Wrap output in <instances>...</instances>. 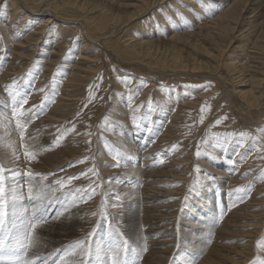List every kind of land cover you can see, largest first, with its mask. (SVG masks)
Masks as SVG:
<instances>
[{"label": "rangeland", "instance_id": "1", "mask_svg": "<svg viewBox=\"0 0 264 264\" xmlns=\"http://www.w3.org/2000/svg\"><path fill=\"white\" fill-rule=\"evenodd\" d=\"M162 1L164 0H158L156 4L157 6H160L158 7L160 8L159 9L160 13L158 12V8H155L157 7L155 5L153 6L152 9L153 11L152 10H149L150 12L147 11L144 18L142 17L139 20L140 26L143 25V27H146V32L144 33L151 34V36L156 41L158 40V42L154 47L144 48L142 50L143 52L138 51L142 58H135L131 60L127 59L126 62L125 54H123L122 51L119 50L117 47H115L116 49H112L110 46L108 47L105 46L107 47V49H105V47L101 46V43L103 42L102 38H101L102 40H98L97 42L94 41L95 43L93 42L92 45L96 44L97 47L95 45L94 46L95 49L93 48V46L91 48H93V50L96 51L95 53L97 55L99 54L98 56H100L101 58L100 65L103 67V70L99 68L100 70L98 69L97 72L98 74L96 73V75L93 76V78L91 79L92 81L90 80L89 81L90 83L88 82L87 85L86 84L83 85L82 87L83 92L81 93L82 95L80 94V97H78L76 100H70L69 103L65 105L66 109L69 108V110L67 109L68 110L67 112H63V115H65L66 117L63 118L62 120H58L57 118H55L49 122L47 120V117L50 116L49 112L52 109H54V105H56V103L60 101L61 99L60 95L62 93H66L64 92V90L60 88V86L64 83L63 79L66 75V72L67 73L69 72L70 67L68 64H67L68 66H66L65 58L64 60L59 61L60 63L56 66V69L55 67H53L54 68L53 69V68H47L45 66L46 62L48 61L47 58L49 57L48 53H50V51L52 50V46L50 45V43L44 44L43 39H41L39 41V43L40 42L41 43H40V48H38L39 50L38 53H36L35 56L31 58L32 60L28 59L26 61V64L21 65L20 70L22 71H20L18 68L13 73L12 77H10V81H9V76L6 77V81L8 83L6 89H4L5 93L3 95V98L0 99V102H2L4 106L0 105V107L3 106L8 110H10L9 113H11L12 119L10 118V121H8L7 124H10L8 127L4 125L6 129L3 128L4 126L0 125V166H2L3 169H5L3 173V183L6 189L3 197V211H5L4 224L2 229H0V239L4 241L3 248L0 249V253L4 254L6 252L5 253L6 256L5 255L0 256L1 257L0 264H8V263L9 264H45V263L71 264L70 263L71 259H69V256L73 252H70L71 250L70 248L74 249L72 245L75 244L76 245L75 248L79 251H82L81 246H78L77 244V242L79 241H84L82 245H84L85 251L84 253L80 252V255H78L75 258V261L77 260L76 261L77 264H87V263L98 264L93 261V258L96 256V254L100 253L101 251L100 250H97V252L91 251L92 254L86 251H88L87 249H90L93 246L98 248L100 243L103 245L105 243L104 247L106 250H109V248H113L115 246H119L120 250L115 251V254L118 253L115 255L117 264L119 263L124 264L125 261L131 262L130 259L133 256H136L138 258L137 261L141 264L142 262H145L147 258L150 259L149 256L150 245L148 243L150 236L148 234H151L152 236L155 235L154 233H156V228L153 225L155 223L157 224L158 223L157 220L165 215L168 216L166 220L170 219L171 221H169L168 224L163 225L159 223V225L160 226L169 225L170 231L177 232L178 238H180L179 239L180 245L186 247H189L191 245L192 246L196 245V247L200 249L201 248L210 249L214 247L213 243H216L218 244L217 248L219 250L220 249L219 246L228 245V244H230V247L236 245L244 246L247 242H249V251H250L248 253L249 256L247 257V260L244 261L243 263L264 264V245H263L264 218L256 221L257 228L256 227L250 228V226L249 227L246 226L247 215L253 214L255 212L260 213L264 211V204H263L264 203L263 200L264 199V181H263L264 130L263 129L264 128H260L256 126L259 123V126L263 125L264 127V122H263L264 104L259 105V107L261 106L260 110L258 107L256 108L249 107V105L248 106L246 105V107L244 106L245 107L244 109L247 108L246 111L247 112L249 111L247 114H250L249 116L250 120L245 121V123L247 124H244L242 118L239 117V115H237L239 113H234L233 115V113L230 112L231 110L229 109H231V104L228 103L226 100H224L225 98L223 92L226 89L227 90L231 89L230 91H233L234 89L236 90V88L240 86L239 81L243 77L240 80L239 79L236 80V82L238 83L237 84L238 86H236L235 84L236 82H232V80H230V79H234L233 77L235 76H233L229 71L224 69L225 66L223 63L227 61L226 59L234 60V57L241 58V55L237 56V54L234 51V48L240 47L241 51H244L247 48V41L245 39L246 34H243V36L237 40L238 42L237 41L234 42L233 43L234 45L232 44L233 47H230V49H228L227 52L225 53L226 59H223V61H218L220 64L217 65V63L214 60L213 61L215 63L212 62V59L210 60V58H208L210 64L211 63L213 64H211L210 66L211 69L205 68L202 70L203 72L200 70V68L197 67H199L201 63L209 64L207 57L204 54L201 55L198 52L194 51L192 48L183 45L184 47L182 48L184 49L185 52H188V55L190 57L188 58L186 56L183 58V62L185 64L190 65V69L185 70L188 75L184 76V79H182L183 81L163 83L162 80H164L165 78L166 80L176 79L173 76L175 75L173 73L176 70L173 68L172 65L173 58L175 57L176 52H173V50L168 45L170 44L169 43L170 37L172 36V34H179L188 31H197V29L200 28L201 24H204L203 15L205 19H208L209 17L213 16V13L211 12V7L206 6L205 3L215 2V0H191L190 4H186L188 3V1L185 0H177L180 2V3L178 2L177 5L175 3L176 0L174 1L166 0L164 1L166 5ZM173 3H175V5ZM194 3L198 4L199 9H202L200 12L201 17H197V14L193 15V13L191 14L190 12H188L191 10ZM3 4H1L0 2V11H2V13L0 14L6 16V11L5 8H3ZM180 4H182L183 6ZM263 4H264V0H263ZM170 5H172V7ZM165 6L167 7L166 9ZM176 6H178V8ZM180 8L182 9V11ZM26 9L28 12L26 16V21L27 20L29 21L31 17H35L34 15H37V14H33V12L30 11L29 7L26 6ZM162 9H165V11ZM154 11L157 14L154 13ZM218 11L219 9L213 12L217 13ZM114 14L116 16L118 15L121 16L124 13L120 12L119 10H116ZM155 14L158 15V17ZM163 15L165 16L163 17ZM42 16L44 17L46 15H42ZM161 16L163 19L159 21ZM50 17L51 15L49 16V18ZM41 18L42 17H40V19ZM47 18L48 17L46 16L45 20H48ZM194 18H196L195 21H193ZM263 19L264 17L260 19L259 23ZM53 20L54 19H52L51 21ZM68 20H71L72 22L70 21H64V23L60 22L58 24L59 26L55 25L57 21L53 22L54 24L53 23L49 24L48 25L49 27L46 28V32L47 31L48 33L50 32L49 34H52L50 37H53L54 35L53 33L55 32L57 27H59V30L63 29L61 26L64 25H68V27L69 26L75 27L77 26V23L82 22L83 18L79 19L78 21L77 20L74 21V19L73 20L68 19ZM156 22H158V24H156ZM164 23L165 25H163ZM139 24L137 22V25ZM148 24L151 25L152 27L151 30L147 28ZM153 24H155V26ZM131 25H134V28ZM131 25L125 24L119 27L120 32L123 31L125 35L123 32L119 34L116 33L117 31L119 32L118 28H116L117 30L113 32L114 34L109 33L108 35L109 38L107 39H110L111 37L113 38L114 36V39L118 40L120 37L121 39H119L118 41L120 43L119 46H121L120 49H122L124 48L125 45V44L123 45V43L129 42L130 40L129 38L134 37V40L136 39L138 40L142 36H144V33L138 32L137 28L139 26H137L135 23ZM53 26H55L54 27L55 29L53 28ZM49 29H51L52 31ZM72 29L73 28H68L66 32L64 31L60 32L61 35L59 36L61 38L60 43H62L63 41L64 42L62 44L65 43L68 45L69 43L67 49L64 51L66 53H62V55L64 54L63 55L64 57H66L71 52H73V54H71L73 56L76 54V52L80 51L81 49V48L79 49V47H76L74 50L69 49L70 47H72L73 42L80 41V39L78 38H81L80 35L82 33L80 32V35L79 33L75 34L78 36L75 37L74 35H72L74 32L72 31ZM74 29H78V31H80L81 28L80 26H78L77 28ZM239 30L240 29H238L234 33L236 34L235 36L237 37H240V34L244 32V31L240 32ZM127 31H129V33H127ZM84 33L86 34L85 31ZM23 34L24 37L27 35L25 33ZM63 35L67 37L65 38L63 37ZM115 35L117 37H115ZM1 37L3 38L2 41L0 39V45L4 46L5 49L2 50L3 51L2 53H0L1 54L0 59L2 62L1 64H4L3 62L9 61V60L7 61L6 59L8 56L11 55L9 46L12 43H10V40L6 38V35L4 34L3 31L0 32V38ZM64 38L65 39L68 38L66 42ZM86 38L88 39L87 35ZM105 39L106 37H104V40ZM89 40L92 42L91 39H88V41ZM120 40H122L123 42H121ZM42 47H44L46 50L44 53L41 52ZM96 49L103 50V51L100 50L102 56L100 51ZM117 49L120 52L119 55L123 54L121 55L123 56L122 58L121 56L118 57L117 53L119 52H117ZM256 52L259 53L258 50L252 51L250 49L248 53L246 52L245 57L249 58L250 66L253 64L254 66L252 67H257L260 69L263 68L262 63H264V56L260 53L257 54ZM114 53L116 55H114ZM242 54L244 56V53ZM104 55H107L105 56L106 58H104ZM105 59L106 60L108 59V62H106ZM159 60H162L163 63H165L164 70L163 68L160 70L158 69L156 70L155 65L152 64L153 61H159ZM253 60L256 63L251 62ZM111 61L112 63L113 62L114 63L111 64L110 63ZM221 62L223 63L221 64ZM18 63L20 64V62H17L16 64L19 65ZM106 63H110V64L106 65ZM257 64L259 67L257 66ZM108 65H110L109 66L110 70ZM112 65L117 67H112ZM219 65L220 68L218 69ZM151 66L153 67V69L151 68L149 69V67ZM131 68L134 69L131 70ZM135 68L138 69L137 71L139 72L142 70L140 73L141 75L145 74V77L144 76L141 77L139 72H137L138 73L137 74ZM3 70L4 69H2L1 71ZM20 73H22L23 75ZM124 73H127V75ZM128 73H130L131 75ZM105 74L106 77H108V79L105 78ZM108 74L110 77L107 76ZM113 74H115L116 76L118 75L117 77H120L119 79L117 77H114L120 80L119 82H117L118 85L116 84V79L113 80L114 78H112L113 76H115ZM134 74L137 75L134 76ZM148 74H150L151 76ZM102 75H104V78L102 77ZM129 75L130 77L132 76V78H130ZM96 76L97 78L99 76V80H97ZM156 76H158V78H154ZM133 77L136 78L137 80L136 79L133 80L134 79ZM167 77H171V78H167ZM159 78L161 82L159 81ZM95 80L101 82L99 83L96 82ZM122 80L127 81L128 85L126 84L125 81L124 83H122L121 82ZM140 80H141V84L140 83L138 84V81L140 82ZM154 80L155 83H153ZM103 81H104V85L102 83ZM133 81L134 82L137 81L136 82L137 84L136 83L133 84ZM105 82H109L110 84L108 83L107 85V83ZM120 82L122 85L119 84ZM113 83L116 85H114ZM231 83L233 85H231ZM101 84L105 87H102ZM142 84L143 87L141 86ZM123 85L124 86L126 85V87L124 88ZM137 85H139L138 86L139 89L137 88ZM115 86L120 87V88L117 87L118 91H116L117 88ZM155 86L157 87V89L155 88ZM107 87H109L108 88L109 91ZM113 87L116 88V90H113L114 89ZM152 87L154 88V90ZM95 88L97 90L102 88L105 89L97 91L95 90ZM144 88L147 89L148 92L147 91L146 93L143 92V90L145 91ZM245 88L246 90L250 89L249 87H245ZM120 89L121 90L123 89L124 91H119ZM59 90H62L63 92ZM94 91L97 93L98 96L94 94L95 93ZM128 91L130 92L129 94L131 95V98L130 96L128 97L129 95ZM42 92L43 94H41ZM32 93L33 94L36 93V95L31 96L33 95ZM140 93L141 95H139ZM165 93L166 95H164ZM142 94L144 95V97ZM160 95H162L163 98H161ZM25 96L26 98L29 99V102L26 105H24V108L27 109V111L24 112L22 117H19L21 123L25 124V126L23 128H18L17 117L12 116L11 110L12 111L14 110L13 109L14 101L21 100V98ZM152 96H154L153 99ZM92 97L93 100H91ZM157 97L158 99L161 100H158ZM94 98H96L97 100H95ZM130 99L132 100L130 101ZM182 100H184V103ZM213 100L214 101L217 100L216 104L214 105L210 115L206 117L207 119L206 118L204 119L203 112L201 111V109L204 108V106L208 105L209 101L213 102ZM132 101L134 102L133 104ZM135 101H139L138 103L140 102L142 103L139 104L140 106L139 105L136 106L138 103ZM153 101H155L156 103ZM185 101L186 102L188 101L187 103L189 104L192 102L191 103L192 106L188 104L189 106L188 107ZM150 102H152L153 104L152 103L150 104ZM162 102H166V103L169 102V104L168 103L166 104V106L168 105L169 106L163 108L164 106L162 105L163 104ZM173 103L175 104V106ZM181 103L185 104L184 107ZM231 103H233V105L236 107L235 108V110H237L236 112H238L242 104L241 101L240 104L239 100L235 101V98H233V101L231 100ZM176 104L178 105L181 104V106H178ZM131 105H134L135 107ZM225 106H227L228 108L226 109ZM131 107L133 108V110L136 111H132ZM148 107L150 108L148 109ZM177 107L178 108L180 107L179 109L181 111L177 109ZM159 108H162L164 110ZM183 108H185L188 113L185 112L186 110ZM214 108H216L217 110H215ZM137 109H139L140 111ZM248 109L250 110L252 109L251 110L252 113ZM116 110H119L120 115ZM161 110L164 114L161 112ZM213 111L215 114L213 113ZM113 112L115 115H113ZM141 112L142 113L145 112V114H142ZM175 114L177 115V117L181 115L179 116L178 120L177 117H175L176 116ZM182 114H185L186 117ZM52 115L54 117V112L52 113ZM161 115L164 116L162 117ZM26 116L29 119H27ZM120 116L124 120L120 119ZM124 116L126 117L124 118ZM201 116H203V122H201ZM180 117H184V118H182L180 124H178ZM171 118L176 119L177 124L173 122L174 120ZM224 118L225 120L229 121L228 123H230L231 127L227 125L228 126V127L226 126L227 129L223 127L219 128ZM118 119H120L121 121ZM184 119H186V121H184ZM122 120L124 123L122 122ZM171 121L173 123H171ZM217 121H220V123L217 124L216 123ZM3 122L5 123L7 121H3ZM138 122L139 124L140 123L141 124L140 125L137 124ZM148 123L150 124V127L148 126L149 125ZM11 125L13 127H11ZM240 126L242 127L244 126L245 127L244 130L242 129V127L240 128ZM148 127L149 129H147ZM168 127H170V129H168ZM8 128H10V130H8ZM110 128L111 129L113 128L114 131L120 132V135H122V137H125L128 143L130 142H132L133 144L136 143L135 148L133 146L128 147V145H126L124 142L121 141L120 139L121 136L114 135ZM172 129L174 130L176 129L178 131L182 130L184 132L182 133L181 131L179 133L178 131H174V130L172 131ZM166 132L168 133V135ZM177 132L180 135L181 134L182 135L181 136L175 135L174 133ZM22 133H23V139H21ZM126 134L128 135L126 136ZM166 136L168 138H166ZM170 137H171V141H170ZM58 138H60L59 141ZM74 139L76 140V142L74 141ZM219 139H221V141ZM207 140L209 141L211 140L210 143ZM168 141L170 142L168 143ZM218 142L220 144H218ZM213 145L217 147L214 146L215 147L214 149ZM239 145H242V148H239ZM175 149H177L178 152ZM212 149L214 153H212L213 152ZM198 151L200 153L199 156H197ZM225 151L227 152L226 155L225 153H223ZM26 152L30 153V155L26 156L25 155ZM132 152L135 153L134 157L131 156ZM181 154L183 155V157ZM112 156H114L115 158L114 159L109 158ZM176 156L182 158H177ZM79 161H83V162H79ZM148 163H151V165ZM113 165H118V166H113ZM180 166L182 168H180ZM176 167L177 168L179 167L178 168L179 170L174 169L173 171V168ZM219 170L222 172H220ZM11 171L13 172L11 173ZM161 171H166L169 174L166 175L167 177L166 176L159 177L157 174ZM225 171L227 173L223 174ZM153 172L155 173L153 174ZM239 172L242 174H240ZM17 174H19L18 181H16L17 179H14L16 178ZM138 174H140V178L137 177ZM20 176L26 180V183H29L27 189L31 191L26 190L25 192H29L32 195L29 198L30 202L26 206L24 204L20 205L19 203H16L15 205H17V208L16 210H13L14 200L11 198V194L13 193V190L11 188L15 186L12 184H18L22 180ZM72 177H74V179H69ZM240 179L242 180L236 182V180H240ZM258 180H260L261 185L259 184ZM25 188L26 186L23 187L24 190ZM149 188H154V189H149ZM237 189H242V191L237 192ZM130 190H135L134 191L135 197L132 196L128 197L127 192ZM29 193L28 195H30ZM5 197L7 198V200L5 199ZM240 197H243V199H241ZM11 199L13 200V202L11 201ZM17 201L18 200H16V202ZM257 201L258 202L260 201L259 203L261 204H259ZM113 205L116 206L113 207ZM152 209L157 210L158 213H153ZM73 213L81 222L79 224H76L75 226L69 225L71 223H69L67 220V218L70 217V214L72 216ZM126 214L129 215L128 218L124 217L123 219L120 217V216H126ZM60 217L62 218L59 219ZM249 218L250 220H252L253 216H250ZM31 222L33 225H35V228L31 229L33 231L30 232L31 234H33V236L29 235L27 239H24L23 242L25 248L24 247L21 248L17 244V239L27 234L28 232L27 227L29 228ZM188 225H192L194 227L191 228L188 227ZM67 227H71L73 229V230H69L70 231L68 232L69 234H67L65 230ZM253 228H255V231ZM220 229L225 230L227 234H223V235L220 234L219 233ZM252 231H254L255 233L252 234ZM163 233L164 231L161 232V235H163ZM192 234L198 235L196 238L197 243L196 241L194 242L191 241V239H189L192 236ZM71 235H74V237H68ZM11 236H14L12 238L14 242L11 241ZM202 237L206 239L203 240ZM152 239L155 240V238ZM42 241H44V243H42ZM113 241L116 242L114 243L115 245L112 243ZM125 242L127 243L126 247L124 246ZM198 242L209 243L210 246L208 244H205L204 247L201 246V243ZM137 248H139L140 254H138L137 251H135V249ZM67 249L70 250L67 251ZM183 250L184 251L182 252H184V254L181 255L183 256L184 259L187 253L185 252L184 248ZM222 253L226 255L229 254L227 251L225 252L222 251ZM193 255L194 254H191L190 256L192 257ZM206 256L207 253L204 255L203 260L205 259ZM217 256L218 255H216V257ZM237 258L238 257H235V259ZM239 260L241 261L243 259L240 258ZM199 261L195 262V264L202 263ZM111 262L113 261H110V264ZM170 264H175V261L170 262Z\"/></svg>", "mask_w": 264, "mask_h": 264}, {"label": "bare ground", "instance_id": "2", "mask_svg": "<svg viewBox=\"0 0 264 264\" xmlns=\"http://www.w3.org/2000/svg\"><path fill=\"white\" fill-rule=\"evenodd\" d=\"M157 1L158 0H0V2H1V4H3L4 2V4H3V8H5V11H6V16H4V15H2V14H0V32L1 31H3L4 32V34L6 35V38H8L9 40H10V43H12L10 46H9V48H10V53H11V55L10 56H8L7 57V61L8 62H3L4 64H1L2 62H1V59H0V99H2L3 98V95H4V89H6V86H7V81H6V77L7 76H9V81H10V77H12V75H13V73L19 68V70H20V68H21V65L22 64H26V61L28 60V59H31L33 56H35V54L36 53H38V48H40V43H39V41L41 40V39H43V42H44V44H48V43H50V45L52 46V50L50 51V53H48V55H49V57L47 58L48 59V61L46 62V67L47 68H53V67H55V69H56V66L60 63L59 61L60 60H64V58H65V63H66V66H68L69 65V72L67 73L66 72V75H65V77H64V83L60 86V88L62 89V90H64V92H66V93H62L60 96H61V99H60V101H58L57 103H56V101H55V103H56V105H54V109H52L50 112H49V114H50V116L49 117H47V120L50 122V121H52V119H55V118H57L58 120H62L63 118H65L66 116L65 115H63V112H67L68 110H69V108H67L66 109V107H65V105H67V103H69V101L70 100H76L78 97H80V94L83 92V85H87L88 84V82L93 78V76L94 75H96V73L98 72V69L100 68L101 70H103V67L100 65L101 64V58H100V56H98L95 52L96 51H94L93 50V48H94V46L96 45V44H94V45H92L93 44V42L95 41V42H97L98 40H102L103 42V44L101 43V46L102 47H105V46H110L112 49H116L115 47H117L119 50H121L122 51V53L123 54H125V57H126V62H127V59H129V60H131V59H135V58H142L141 56H140V53L139 52H143L142 50L144 49V48H150V47H154L155 45H156V43L158 42V40L156 41L152 36H151V34H146V33H144V32H146V27H143V25H141L140 26V19L143 17L144 18V16L146 15V13H147V11H149V10H152L153 9V6H155L156 4H157ZM164 1H166V0H164ZM164 1H162V2H164ZM169 1V0H168ZM171 1H174V0H171ZM185 1H188V3H186V4H190V2H191V0H185ZM160 2V1H159ZM159 2H158V4H159ZM179 1H177L176 0V5H177V3H178ZM165 3V2H164ZM168 3V2H167ZM175 3H173L174 5H175ZM180 3V2H179ZM169 4V3H168ZM183 4V3H182ZM182 4H180V5H182ZM206 4V6H208V7H211V12L213 13V16L212 17H209L208 19H205L204 18V15H203V22H204V24H201V26H200V28L199 29H197V31H188V32H183V33H179V34H172V36L170 37V41H169V43L170 44H168L169 46H170V48L173 50V52H176L175 53V57L173 58V68L176 70V71H174V73L173 74H175V75H173L174 76V78H176V79H168V80H166V78L164 79V80H162V82L163 83H165V82H174V81H183L182 79H184V76H187L188 74H187V72L185 71V70H188V69H190V65H188V64H185L184 62H183V58L184 57H188V58H190L189 57V55H188V52H185L184 51V49L182 48V47H184L183 45H185V46H187V47H189V48H192L194 51H196V52H198L199 54H204L206 57H207V59L208 58H210V60L212 59V62H216L217 63V65L218 64H220L218 61H223V59H226L225 58V53L227 52V50L228 49H230V47H233L232 46V44L234 43V42H236L238 39H240L242 36H243V34H246V36H245V39H246V41H247V48L244 50V51H241L240 50V47H235L234 48V51H235V53L237 54V56H239V55H241V58L239 57V58H235L234 57V60H232V59H226L227 61L226 62H221V64L223 63L224 64V66H222V67H224V69H226L227 71H229L233 76H235V77H233L234 79H230V80H232V82H236V80L237 79H241L242 77V79L239 81V84H240V86L238 87V88H236V90L234 89L233 91H230V90H224L223 91V89H222V91L224 92V100H226L228 103H230L231 104V109H229V110H231L230 112H232L233 113V115H234V113H239V114H237V115H239V117H241L242 118V120L244 121V124H247V123H245V121H249L250 120V114H247L248 112L246 111V109H244L245 107H246V105L248 106L249 105V107H258L259 108V110H260V107H259V105H262V104H264V63H262V67L263 68H257V67H252V66H254L253 64L250 66V61H249V58L248 57H245V54H246V52L248 53V51H250V49L253 51V50H255V51H259V53L260 54H262L263 56H264V19L259 23V21H260V19H262L263 17H264V4H263V0H215V2H206L205 3ZM165 5H166V3H165ZM26 6L27 7H29V9H30V11H32L33 12V14H37V15H34L35 17H31L30 19H29V21L27 20L26 21V16H27V14H28V12H27V9H26ZM157 6V5H156ZM171 7H172V5H170ZM183 6V5H182ZM188 6V5H187ZM158 7H160V6H157V7H155V8H158ZM168 7H169V5H168ZM177 8H178V6H176ZM176 7H174V8H176ZM204 7V6H203ZM41 8V9H40ZM167 7L165 6V9H166ZM28 9V10H29ZM159 9L160 8H158V12H159ZM165 9H162V10H164L165 11ZM181 9V8H180ZM209 9V8H208ZM219 9V11L217 12V13H214L213 11H215V10H218ZM116 10H119L120 12H122V13H124L123 15H121V16H116L115 14H114V12L116 11ZM156 10V9H155ZM201 10L202 9H199V6H198V4H196V3H194V5H193V7L191 8V10L190 11H188V12H190L191 14L193 13V15L194 14H197V17H201L200 15V12H201ZM4 11V10H3ZM22 11V12H21ZM30 11H29V13H30ZM153 11V10H152ZM168 11V10H167ZM181 11H182V9H181ZM21 12V13H20ZM35 12V13H34ZM150 12V11H149ZM187 12V13H188ZM0 13H2V11H0ZM154 13H156L155 11H154ZM160 13V12H159ZM158 13V14H159ZM165 13V12H164ZM173 13V12H172ZM152 14V13H151ZM157 14V13H156ZM155 14V15H156ZM162 14V13H161ZM42 15H46L48 18V20H45L46 19V16H42ZM51 15V17L49 18V16ZM154 16V15H153ZM157 17H158V15H156ZM160 16V15H159ZM165 15H163V17H164ZM174 16V15H173ZM208 16H211V15H208ZM40 17H42L41 19H40ZM206 17V16H205ZM258 17V18H257ZM83 18V20H82V22L81 23H77V26H75V27H68V25H64V26H61L63 29H60L59 30V27H57V29L55 30V32L53 33L54 35H53V37H50L52 34H49L48 33V31L46 32V28H48L49 26V24H51V23H53V22H55V21H57L56 22V26H59L58 24L60 23V22H63L64 23V21H70V22H72L71 20H68V19H74V21L75 20H79V19H82ZM52 19H54L53 21H51ZM146 19H148V18H146ZM151 19H152V17H151ZM161 19H163L162 18V16L160 17V20L159 21H161ZM195 19L196 18H194L193 19V21H195ZM40 20V21H39ZM144 20V19H143ZM153 20H154V17H153ZM209 20V21H208ZM142 21V20H141ZM145 21V20H144ZM152 21V20H151ZM197 21V20H196ZM35 22V23H34ZM137 22H138V24L139 25H137ZM143 22V21H142ZM150 22V21H149ZM199 22H201V21H199ZM76 23V22H75ZM136 24L137 26H139L137 29H138V32H140V33H144V36H140L141 38L140 39H136V40H134V37H132V38H129L130 40H129V42H127V43H123V45H124V48H122V49H124V50H122V49H120V47L121 46H119L120 45V43H119V39H121L120 37H119V39L118 40H115L114 39V36H113V38L111 37L110 39H107V38H109L108 37V35H109V33H112V34H114L113 32L115 31V30H117L116 28H118V30H119V27H121V26H123V25H125V24ZM145 23V22H144ZM148 23V22H147ZM54 24V23H53ZM142 24V23H141ZM151 24V23H150ZM150 24H148V26H147V28L149 29V30H151L152 29V27H151V25ZM156 24H158V22H156ZM200 24V23H199ZM154 26H155V24H153ZM163 25H165V23L163 24ZM196 25H198V24H196ZM78 26H80V31H78V29H74V28H77ZM133 28H134V25H131ZM146 26V25H145ZM162 26V25H161ZM55 26H53V28H54ZM131 27V28H132ZM197 27V26H196ZM68 28H73L72 29V31H74L73 32V34L72 35H74L75 37L77 36V35H75V34H77V33H79V35H80V32H82L81 33V35H80V37L81 38H78V39H80V41H76V42H73V44H72V47H70L69 49H71V50H74L76 47H79V49H80V51H78V52H76V54L75 55H71V54H73V52H71V53H67L68 55L66 56V57H64L63 55H62V53H66V52H64L66 49H67V47H68V45H69V43H68V45L67 44H62V43H60L61 42V38L59 37V36H61L60 35V32L61 31H64V32H66V30H68ZM132 28V29H133ZM55 29V28H54ZM127 29V28H126ZM131 29V30H132ZM238 29H240L239 31L241 32V31H244L242 34H240V37H237V36H235L236 34H234L235 33V31H237ZM49 30H51V29H49ZM124 30H125V28H124ZM128 30V29H127ZM52 31V30H51ZM71 31V32H72ZM78 31V32H77ZM84 31L86 32V34L84 33ZM130 31V30H129ZM129 31H127V33H129ZM168 31V30H167ZM171 31V30H170ZM238 31V32H239ZM123 32V31H122ZM122 32H120V30H119V32L117 31L116 33H122ZM23 33H25V34H27L25 37H24V34ZM68 33H69V31H68ZM115 33V34H116ZM124 33V32H123ZM44 34H46V35H44ZM86 35H87V37H88V39H91L92 40V42L89 40L88 41V39L86 38ZM121 35H123V34H121ZM124 35H125V33H124ZM127 35V34H126ZM134 35V34H133ZM111 36V35H110ZM135 36V35H134ZM63 37H67V36H64L63 35ZM78 37V36H77ZM104 37H106V39L104 40ZM115 37H117L116 35H115ZM123 37H125V36H123ZM128 37H129V35H128ZM2 38L3 37H1L0 39H1V41H2ZM64 38V40H65V42H66V40L68 39H65ZM102 38V39H101ZM136 38V37H135ZM138 38V37H137ZM45 39V40H44ZM132 39V40H131ZM63 40V39H62ZM71 41V40H70ZM118 41V42H117ZM121 42H123L122 40H120ZM124 41H125V39H124ZM94 42V43H95ZM101 42V41H100ZM238 42V41H237ZM14 43H16V44H14ZM60 43V44H59ZM99 43V42H98ZM63 45V47H62V45ZM67 45V46H66ZM234 45V44H233ZM59 46V47H58ZM61 46V47H60ZM93 46V48H91ZM126 46V47H125ZM96 47H97V45H96ZM107 47H105V49H107ZM25 48V49H24ZM60 48V49H59ZM91 48V49H90ZM5 49V47L4 46H2V45H0V53H2L3 51L2 50H4ZM95 49V48H94ZM109 49V48H108ZM112 49H111V51H112ZM118 49H117V52H119L118 51ZM96 50H101V49H96ZM46 50H45V48L44 47H42V51L41 52H45ZM101 51H103V50H101ZM101 51H100V53H101ZM139 51V52H138ZM233 51V52H234ZM115 52H116V50H115ZM241 52V53H240ZM98 53V52H97ZM105 53H107V52H105ZM242 53H244V56H243V54ZM257 53V52H256ZM259 53H257V54H259ZM118 54V57L119 56H121V55H123V54H121V55H119L120 54V52L119 53H117ZM191 54V53H190ZM1 55V54H0ZM114 55H116L115 53H114ZM101 56H102V53H101ZM105 56H107V55H104V58H106ZM236 56V57H237ZM243 56V57H242ZM253 56V55H252ZM256 56V55H255ZM2 57V56H1ZM78 57H79V59H78ZM109 57V56H108ZM123 56H121V58H122ZM249 57H250V55H249ZM260 57V56H259ZM99 58H100V60H99ZM124 59V58H123ZM239 59V60H238ZM251 59V58H250ZM254 59V58H253ZM32 60V59H31ZM106 60V59H105ZM110 60V59H109ZM214 60V61H213ZM229 60V61H228ZM252 60V59H251ZM114 61V60H113ZM125 61V60H124ZM135 61V60H134ZM208 61H209V59H208ZM207 61V62H208ZM261 61H263V60H261ZM17 62H20V64L19 65H17L16 63ZM24 62V63H23ZM29 62H31V61H29ZM100 62V63H99ZM103 62V61H102ZM106 62H108V59L106 60ZM123 62V61H122ZM206 62V63H207ZM214 62V63H215ZM251 62H255L254 60L253 61H251ZM28 63V62H27ZM35 63V62H34ZM61 63H63V62H61ZM111 64H113L112 63V61L110 62ZM110 63H106V65L107 64H110ZM116 63V62H115ZM119 63V62H118ZM256 63V62H255ZM254 63V64H255ZM45 64V63H44ZM68 64V65H67ZM127 64V63H126ZM132 64V63H131ZM135 64V63H134ZM152 64L153 65H155V68H156V70L158 69V70H160V69H162L163 68V70L165 69V63H163V61L162 60H159V61H153L152 62ZM211 64H213V63H211ZM211 64H210V61H209V64H204V63H201L200 65H199V67H197V68H200V70L202 71L203 69H205V68H208V69H211L210 68V66H211ZM259 64V63H258ZM258 64H257V66H258ZM29 65V64H28ZM61 65V64H60ZM104 65V64H103ZM105 65V66H106ZM119 65V64H118ZM122 65V64H121ZM209 65V66H208ZM216 65V66H217ZM26 66V65H25ZM110 65H108V67H109ZM123 66V65H122ZM102 67V68H101ZM112 67H117V66H113L112 65ZM259 67V66H258ZM25 68V67H24ZM26 68H28V67H26ZM38 68V67H37ZM64 68V67H63ZM66 68V67H65ZM122 68V67H121ZM137 68H138V66H137ZM153 69V67L151 66V67H149V69ZM155 68H154V70H155ZM220 68V65H219V67H218V69ZM2 69H4L3 71H1ZM54 69V68H53ZM99 69V70H100ZM113 69V68H112ZM134 69V68H133ZM132 68H131V70H133ZM136 69V68H135ZM217 69V70H218ZM28 70V69H27ZM109 70H110V67H109ZM131 70H130V72H131ZM138 69H136V73L137 72H139V71H137ZM141 70V69H140ZM146 70V69H145ZM20 71H22V70H20ZM33 71V70H32ZM52 71V70H51ZM142 71V70H141ZM140 71V72H141ZM151 71V70H150ZM111 72V71H110ZM125 72V71H124ZM133 72V71H132ZM139 72V74L141 75V73ZM145 72V71H144ZM148 72V71H147ZM153 72V71H152ZM157 72V71H156ZM203 72V71H202ZM18 73V72H17ZM63 73V72H62ZM108 73V72H107ZM112 73H114V72H112ZM118 73V72H117ZM154 73H155V71H154ZM162 73V72H161ZM193 73H194V71H193ZM20 74H22V73H20ZM98 74V73H97ZM111 74V73H110ZM116 74V73H115ZM115 74H113V75H115ZM124 74H126L127 75V73H124ZM128 74H130V73H128ZM138 74V73H137ZM137 74H134V76L135 75H137ZM143 74V73H142ZM164 74V73H163ZM198 74V73H197ZM200 74V73H199ZM23 75V74H22ZM46 75V74H45ZM125 75V76H126ZM131 75V74H130ZM130 75H129V77H130ZM148 75H150V74H148ZM158 75H159V73H158ZM193 75V74H192ZM14 76H16V75H14ZM21 76V75H20ZM19 76V77H20ZM107 76H109V74L107 75ZM118 76V75H117ZM116 75L115 76H113L112 78H114V77H117ZM145 77V74H143V75H141V77ZM151 76V75H150ZM177 76V77H176ZM245 76H247V77H245ZM18 77V78H19ZM47 77H48V75H47ZM102 77L104 78V75H102ZM110 77V76H109ZM160 77V76H159ZM49 78H50V76H49ZM49 78H46V79H49ZM96 78H97V76H96ZM102 78V79H103ZM105 78H107L108 79V77H106V74H105ZM118 79L120 78V77H117ZM117 78H114L113 80H115L116 79V84H117V82H119L120 80H118ZM122 78V77H121ZM130 78H132V76L130 77ZM134 78V77H133ZM139 78V77H138ZM152 78V77H151ZM154 78H158V76H156V77H154ZM167 78H171V77H167ZM187 78V77H186ZM191 78V77H190ZM211 78V77H210ZM23 79V78H22ZM45 79V80H46ZM95 79V78H94ZM110 79V78H109ZM136 78H134L133 80H135ZM142 79V78H141ZM148 79V78H147ZM58 80V79H57ZM97 80H99V76H98V78H97ZM105 80V79H104ZM137 80V79H136ZM144 80V79H143ZM150 80V79H149ZM28 81V80H27ZM92 81V80H91ZM96 81V80H95ZM94 81V82H95ZM106 81H108V80H106ZM125 81V80H124ZM124 81L122 80L121 82L122 83H124ZM130 81V80H129ZM148 81V80H147ZM151 81V80H150ZM159 81H160V78H159ZM203 81V80H202ZM25 82V81H24ZM23 82V83H24ZM48 82H49V80H48ZM96 82H101V81H96ZM110 82V81H109ZM109 82H105V83H107V85H108V83ZM121 82L119 83L120 85H122L121 84ZM126 82V84H127V81H125ZM137 82V81H136ZM136 82H134L133 81V84L134 83H136ZM153 82V81H152ZM161 82V81H160ZM191 82H192V80H191ZM90 83V82H89ZM103 83V85H104V81L102 82ZM130 83V82H129ZM141 84V80H140V82L138 81V84ZM150 83V82H149ZM153 83H155V80H154V82ZM92 84V83H91ZM94 84V83H93ZM110 84V83H109ZM114 84V83H113ZM116 84H114V85H116ZM132 84V83H131ZM130 84V85H131ZM137 84V83H136ZM135 84V85H136ZM144 84V83H143ZM143 84L141 85L142 87H143ZM146 84V83H145ZM158 84V83H157ZM169 84V83H168ZM191 84V83H190ZM193 84H196V83H193ZM236 84V86H238L237 84V82L235 83ZM57 85V84H56ZM95 85V84H94ZM102 85V84H101ZM102 85V87H105V86H103ZM106 85V86H107ZM113 85V86H114ZM118 85V84H117ZM119 85V86H120ZM128 85V84H127ZM149 85H151V84H149ZM225 85V84H224ZM231 85H233L232 83H231ZM96 86V85H95ZM110 86V85H109ZM124 86V85H123ZM138 86L139 85H137V88H138ZM146 86V85H145ZM148 86V85H147ZM157 86V85H156ZM155 86V88L157 89V87ZM166 86V85H165ZM168 86V85H167ZM188 86V85H187ZM228 86V85H227ZM226 86V87H227ZM10 87V86H9ZM49 87V86H48ZM57 87V86H56ZM99 87H100V85H99ZM116 87V86H115ZM118 87V86H117ZM116 87V88H117ZM126 87V85L124 86V88ZM131 87V86H130ZM135 87V86H134ZM141 87V88H142ZM174 87V86H173ZM208 87V86H207ZM245 87H249L250 89L249 90H246V88ZM44 88V87H43ZM91 88V87H90ZM97 88V87H96ZM95 88V90H97ZM109 87H107V89H108ZM114 88V87H113ZM116 88H114L113 90H116ZM118 88H120V87H118ZM118 88H117V90L116 91H118ZM123 88V87H122ZM123 88V89H124ZM129 88V87H128ZM151 88V87H150ZM153 88V87H152ZM211 88H213V87H211ZM222 88V87H221ZM220 88V89H221ZM223 88H225V87H223ZM232 88V87H231ZM9 89V88H8ZM57 89V88H56ZM55 89V90H56ZM59 89V88H58ZM103 90L105 89V88H102ZM102 89H98V90H102ZM119 90V91H124V90ZM139 89V88H138ZM145 89V88H144ZM147 89H148V87H147ZM147 89H145V91L143 90V92H145L146 93V91H147ZM155 89V90H156ZM167 89V88H166ZM179 89V88H178ZM189 89V88H188ZM42 90V89H41ZM44 90V89H43ZM62 90H59V91H61V92H63ZM92 90H93V87H92ZM97 90V91H98ZM137 90V89H136ZM152 90V89H151ZM153 90H154V88H153ZM164 90V89H163ZM206 90V89H205ZM88 91V90H87ZM108 91H109V89H108ZM115 91V92H116ZM125 91H127V90H125ZM135 91V90H134ZM140 91H141V89H140ZM158 91H159V89H158ZM183 91H185V90H183ZM198 91V90H197ZM41 92V91H40ZM45 92V91H44ZM52 92H54V91H52ZM89 92V91H88ZM95 92V91H94ZM102 92V91H101ZM139 92V91H138ZM148 92V91H147ZM164 92V91H163ZM222 92V93H223ZM99 93V92H98ZM119 93H122V92H119ZM119 93H117V94H119ZM130 92L128 91V94H129ZM137 93V92H136ZM151 93V92H150ZM156 93H157V91H156ZM167 93V92H166ZM166 93L164 94V95H166ZM180 93H182V92H180ZM186 93V92H185ZM198 93V92H197ZM33 94V93H32ZM41 94H43V92L41 93ZM95 95H97V93L95 92L94 93ZM103 94V93H102ZM126 94V93H125ZM125 94H123V95H125ZM138 94V93H137ZM144 94V93H143ZM142 94V95H143ZM160 94V93H159ZM169 94V93H168ZM173 94V93H172ZM218 94V93H217ZM34 95H36V93H34L33 95H31V96H34ZM82 95V94H81ZM84 95V94H83ZM94 95V96H95ZM100 95H101V93H100ZM122 95V94H121ZM121 95H120V97H121ZM127 95V94H126ZM134 95V94H133ZM132 95V96H133ZM139 95H141V93L139 94ZM155 95V94H154ZM88 96V95H87ZM98 96V95H97ZM106 96V95H105ZM115 96V95H114ZM113 96V97H114ZM130 96V98H131V95L129 94L128 95V97ZM147 96V95H146ZM145 96V97H146ZM159 96V95H158ZM161 96V98H163L162 97V95H160ZM205 96V95H204ZM219 96V95H218ZM221 96V95H220ZM52 97V96H51ZM138 97V96H137ZM136 97V98H137ZM143 97H144V95H143ZM153 97L154 96H152V99H153ZM186 97V96H185ZM34 98V97H33ZM55 98V97H54ZM58 98H60V97H58ZM99 98V97H98ZM103 98V97H102ZM107 98V97H106ZM119 98V97H118ZM123 98H126V97H123ZM134 98H135V96H134ZM140 98H142V97H140ZM190 98V97H189ZM233 98H235V101H237V100H239V103H240V101H241V107H240V109L238 110V112H236L237 110H235V106L233 105V103H231V100L233 101ZM95 100H97L96 98H94ZM105 99V98H104ZM138 99V98H137ZM136 99V100H137ZM157 99H158V97H157ZM180 99V98H179ZM237 99V100H236ZM27 100H28V102H29V99L27 98ZM30 100H31V98H30ZM91 100H93V97H92V99ZM123 100V99H122ZM132 99H130V101H131ZM158 100H161V99H158ZM157 100V101H158ZM162 100H164V99H162ZM167 100V99H166ZM170 100H172V99H170ZM200 100H201V97H200ZM102 101V100H101ZM134 101V100H133ZM132 101V104L134 103ZM141 101H142V99H141ZM144 101V100H143ZM152 101V100H151ZM173 101H175V100H173ZM183 101V103H184V100H182ZM203 101V100H202ZM216 101L217 100H213V102L212 101H209V104L208 105H206V106H204V111H203V116H204V119L206 118V117H208L209 115H210V113H211V111H212V109H213V107H214V105L216 104ZM218 101H220V100H218ZM226 101H225V104H226ZM78 102V101H77ZM104 102V101H103ZM124 102V101H123ZM126 102V101H125ZM135 102H139V101H135ZM145 102H146V99H145ZM153 102H155V101H153ZM186 102V101H185ZM188 102V101H187ZM186 102V104H187V106H188V104L189 103H187ZM210 102H212V103H210ZM66 103V104H65ZM71 103H72V101H71ZM122 103V102H121ZM136 103V104H137ZM140 103H142V102H140ZM140 103H138L136 106H138ZM152 102H150V104H151ZM156 103V102H155ZM163 104V108H165V107H168V106H166V104L168 103L169 104V102H162ZM178 103V102H177ZM192 103V102H191ZM189 104L190 106H192V104ZM205 103V102H204ZM220 103V102H219ZM238 103V102H237ZM236 103V104H237ZM107 104H108V102H107ZM116 104V103H115ZM124 104V103H123ZM153 104V103H152ZM161 104V103H160ZM174 104V103H173ZM182 104V103H181ZM181 104L180 105H178V104H176V105H178V106H181ZM0 105H3V103L2 102H0ZM98 105V104H97ZM102 105V104H101ZM118 105V104H117ZM142 105V104H141ZM143 105H144V102H143ZM147 105V104H146ZM148 105H149V102H148ZM147 105V106H148ZM155 105V104H154ZM161 105V106H162ZM183 105V107H184V105L185 104H182ZM200 105V104H199ZM201 105H202V103H201ZM223 105V104H222ZM4 106V105H3ZM0 107V117H2V120H0V125H2V126H9L10 124H7L8 123V121H10V118L12 119V117H11V113H9V111L10 110H8L7 108H5V107ZM123 106V105H122ZM125 106V105H124ZM131 106H134V105H131ZM140 106V105H139ZM160 106V107H161ZM172 106V105H171ZM174 106H175V104H174ZM187 106H185V107H187ZM217 106V105H216ZM228 106H229V104H228ZM239 106V105H238ZM245 106V107H244ZM77 107V106H76ZM102 107V106H101ZM135 107V106H134ZM145 107V106H144ZM151 107V106H150ZM150 107H148V109L150 108ZM153 107V106H152ZM173 107V106H172ZM189 107V106H188ZM226 107V109L228 108L227 106H225ZM225 107H222V108H225ZM264 107V106H263ZM262 107V108H263ZM73 108H74V106H73ZM103 108V107H102ZM101 108V109H102ZM120 108V107H119ZM132 108V107H131ZM138 108V107H137ZM141 108V107H140ZM139 108V109H140ZM180 108V107H179ZM178 107H177V109H179ZM182 108V107H181ZM217 108V107H216ZM216 108H214L215 110H217ZM257 108V109H258ZM104 109V108H103ZM102 109V110H103ZM117 109V108H116ZM139 109H137V110H139ZM159 109H162V108H159ZM175 109V108H174ZM176 109V110H177ZM183 109H185V108H183ZM195 109V108H194ZM226 109H224V110H226ZM252 109H254V108H252ZM251 109V110H252ZM99 110V109H98ZM162 110H164V109H162ZM162 110H161V112H162ZM166 110V109H165ZM180 110V109H179ZM186 110V109H185ZM222 110V109H221ZM248 110H250V109H248ZM251 110H250V112H251ZM34 111V110H33ZM118 113H119V115H120V112H119V110H116ZM115 111V112H116ZM128 111V110H127ZM132 111H136V110H133V108H132ZM140 111V110H139ZM181 111V110H180ZM189 111V110H188ZM264 111V110H263ZM11 112H13L12 110H11ZM35 112V111H34ZM54 112V117H53V115H52V113ZM101 112H103V111H101ZM112 112V111H111ZM125 112V111H124ZM160 112V113H161ZM164 112H166V111H164ZM173 112H174V110H173ZM176 112V111H175ZM185 112H187V110L185 111ZM190 112H191V110H190ZM189 112V113H190ZM193 112V111H192ZM220 112V111H219ZM222 112V111H221ZM258 112V111H257ZM261 112V111H260ZM95 113V112H94ZM100 113V112H99ZM126 113V112H125ZM130 113H132V112H130ZM142 113V112H141ZM159 113V112H158ZM163 113V112H162ZM183 113V112H182ZM188 113V112H187ZM213 113H214V111H213ZM252 113V112H251ZM259 113V112H258ZM129 114V113H128ZM138 114V113H137ZM142 114H145V112L144 113H142ZM142 114H140V115H142ZM155 114V113H154ZM164 114V113H163ZM166 114V113H165ZM215 114V113H214ZM221 114V113H220ZM262 114V113H261ZM264 114V113H263ZM9 115H10V117H9ZM106 115V114H105ZM113 115H115L114 114V112H113ZM122 115V114H121ZM148 115V114H147ZM160 115V114H159ZM176 115V114H175ZM182 115H184L185 116V114H182ZM189 115H191V114H189ZM193 115V114H192ZM218 115V114H217ZM217 115H216V117H217ZM230 115V114H229ZM232 115V116H233ZM236 115V116H237ZM97 116V115H96ZM127 116V115H126ZM126 116H124V118L126 117ZM134 116H135V114H134ZM162 117L164 116V115H161ZM179 116H181V115H179ZM179 116L177 117V115L175 116V117H177V120H178V118H179ZM219 116V115H218ZM227 116H228V114H227ZM226 116V117H227ZM255 116V115H254ZM257 116V115H256ZM25 117V116H24ZM132 117V116H131ZM142 117H144V116H142ZM159 117V116H158ZM157 117V118H158ZM186 117V116H185ZM193 117V116H192ZM196 117H198V116H196ZM238 117V118H239ZM26 118H27V116H26ZM153 118V117H152ZM182 118H184V117H180V119H179V123L178 124H180V121H181V119ZM238 118H237V120H238ZM257 118V117H256ZM260 118V117H259ZM25 119V118H24ZM27 119H29V118H27ZM46 119V118H45ZM99 119V118H98ZM120 119H123V118H121V116H120ZM120 119H118V120H120ZM160 119V118H159ZM171 119H173V118H171ZM187 119H189V118H187ZM207 119V118H206ZM222 119H223V117H222ZM228 119V118H227ZM252 119V118H251ZM263 119H264V117H263ZM262 119V120H263ZM15 120H16V118H15ZM43 120V119H42ZM117 120V121H118ZM124 120V119H123ZM123 120H122V122H123ZM174 121L173 122H175L176 123V119H173ZM197 120V119H196ZM231 120V119H230ZM258 120V119H257ZM3 121H7V122H3ZM24 121V120H23ZM121 121V120H120ZM126 121V120H125ZM129 121V120H128ZM136 121H137V119H136ZM152 121V120H151ZM150 121V122H151ZM161 121V120H160ZM184 121H186V119H184ZM189 121V120H188ZM26 122V121H25ZM140 122V121H139ZM139 122L137 123V124H139ZM142 122V121H141ZM147 122H149V121H147ZM172 121H171V123H173ZM178 122V121H177ZM229 121L228 120H225V118H224V120L222 121V123H221V125H220V127L219 128H225V129H227L226 128V126L227 125H229V127H231V125H230V123H228ZM262 122V121H261ZM264 122V121H263ZM262 122V123H263ZM10 123H12V122H10ZM58 123V122H57ZM124 123V122H123ZM129 123V122H128ZM154 123V122H153ZM153 123H151V124H153ZM161 123V122H160ZM238 123V122H237ZM236 123V124H237ZM257 123V122H256ZM136 124V123H135ZM136 124V125H137ZM141 124V123H140ZM139 124V125H140ZM149 124V123H148ZM177 124V123H176ZM175 124V125H176ZM234 124V123H233ZM232 124V125H233ZM235 124V125H236ZM124 125V124H123ZM174 125V124H173ZM242 125V124H241ZM3 127V128H5L6 129V127ZM56 126H57V124H56ZM149 127H150V124L148 125ZM156 126V125H155ZM255 126V125H254ZM253 126V127H254ZM257 127H260V128H264L263 127V125H260L259 126V123H258V125H256ZM11 127H13L12 125H11ZM115 127V126H114ZM120 127V126H119ZM132 127V126H131ZM149 127L147 128V129H149ZM153 127V126H152ZM174 127H176V126H174ZM228 127V126H227ZM233 127V126H232ZM242 126H240V128H241ZM248 127V126H247ZM172 128V127H171ZM180 128V127H179ZM178 128V129H179ZM217 128V127H216ZM235 128V127H234ZM239 128V129H240ZM244 126L242 127V129L244 130ZM252 128V127H251ZM111 129V128H110ZM128 129V128H127ZM168 129H170V127H168ZM231 129V128H230ZM248 129V128H247ZM259 129V128H258ZM8 130H10V128H8ZM104 130V129H103ZM106 130V129H105ZM109 130V129H108ZM174 129H172V131H173ZM246 130V129H245ZM264 130V129H263ZM5 131V130H4ZM16 131V130H15ZM111 131L113 132V134L114 135H120V132H118V131H114V129L112 128L111 129ZM148 131V130H147ZM174 131H178V130H174ZM182 130H179L178 132L180 133ZM254 131H255V129H254ZM110 132V131H109ZM167 132H169V131H167ZM166 132V133H167ZM177 132V133H178ZM184 131H182V133H183ZM262 132V131H261ZM260 132V133H261ZM171 133V132H170ZM177 133H174L175 135H180L179 133L177 134ZM214 133V132H213ZM258 133V132H257ZM130 134V133H129ZM173 134V133H172ZM173 134V135H174ZM262 134V133H261ZM4 135V134H3ZM128 134H126V136H127ZM163 135H166V134H163ZM167 135H168V133H167ZM174 135V136H175ZM182 135V134H181ZM180 135V136H181ZM264 135V134H263ZM9 136V135H8ZM17 136V135H16ZM121 136V141L122 142H124L126 145H128V147L129 146H133L134 148H135V144H133L132 142H130V143H128L127 141H126V138L125 137H122V135H120ZM124 136V135H123ZM160 136V135H159ZM161 137V136H160ZM162 137H164V136H162ZM211 137V136H210ZM166 138H168L167 136H166ZM261 138V137H260ZM223 139V138H222ZM255 139V138H254ZM11 140V139H10ZM161 140V139H160ZM220 141H221V139H219ZM74 141L76 142V140L74 139ZM162 141V140H161ZM167 141V140H166ZM170 141H171V137H170ZM170 141H168V143L170 142ZM209 143H210V141L209 140H207ZM219 141V142H220ZM262 141V140H261ZM263 141H264V139H263ZM105 142V141H104ZM136 142V141H135ZM156 142V141H155ZM207 142V143H208ZM218 142V144H220ZM160 143H162V142H160ZM164 143V142H163ZM166 143V142H165ZM208 143V144H209ZM212 143H213V141H212ZM105 144V143H104ZM261 145H262V143H261ZM206 146V145H205ZM215 145H213V147H214ZM182 147H183V145H182ZM211 147V146H210ZM209 147V148H210ZM212 147V148H213ZM215 147H217V146H215ZM215 147H214V149H215ZM172 148V147H171ZM170 148V149H171ZM205 148H207V147H205ZM239 148H242V145H239ZM182 149V148H181ZM220 149V148H219ZM219 149H217V150H219ZM176 151H177V149H175ZM224 150V149H223ZM227 150V149H226ZM249 150H251V149H249ZM253 150V149H252ZM255 150V149H254ZM134 151V150H133ZM208 151V150H207ZM212 151H213V149H212ZM165 152V151H164ZM174 152V151H173ZM178 152V151H177ZM203 152H205V151H203ZM109 153V152H108ZM122 153V152H121ZM168 153V152H167ZM184 153H185V151H184ZM210 153V152H209ZM212 153H214V151L212 152ZM223 153H225V155H226V151L225 152H223ZM247 153V152H246ZM172 154V153H171ZM252 154V153H251ZM108 155V154H107ZM123 155V154H122ZM182 155V154H181ZM190 155V154H189ZM244 155V154H243ZM248 155V154H247ZM259 155V154H258ZM131 156L132 157H134L135 156V153L134 152H132L131 153ZM175 156V155H174ZM185 156V155H184ZM173 157V156H172ZM177 157V156H176ZM175 157V158H176ZM182 157H183V155H182ZM182 157H177V158H182ZM223 157V156H222ZM4 158V157H3ZM109 158H111V159H114L115 157L114 156H112V157H109ZM18 159V158H17ZM106 159H107V157H106ZM168 159V158H167ZM14 160V159H13ZM123 160V159H122ZM125 160V159H124ZM177 160V159H176ZM175 160V161H176ZM185 160H187V159H185ZM224 160V159H223ZM161 161V160H160ZM190 162V161H189ZM225 162V161H224ZM172 163V162H171ZM206 163V162H205ZM148 164H150L151 165V163H148ZM177 164V163H176ZM189 164V163H188ZM224 165V164H223ZM149 166V165H148ZM158 166V165H157ZM160 166V165H159ZM163 166V165H162ZM183 166V165H182ZM209 166V165H208ZM139 167V166H138ZM146 168V167H145ZM155 168H157V167H155ZM179 168V167H178ZM177 167L176 168H173V171H174V169H178ZM180 168H182L181 166H180ZM159 169V168H158ZM162 169H163V167H162ZM172 169V168H171ZM184 169V168H183ZM136 170H137V168H136ZM152 170V169H151ZM154 170V169H153ZM179 170V169H178ZM214 170H215V168H214ZM213 170V171H214ZM10 171V170H9ZM220 171V170H219ZM13 171H11V173H12ZM151 172V171H150ZM189 172V171H188ZM220 172H222V171H220ZM233 172V171H232ZM155 172H153V174H154ZM216 173V172H215ZM225 173H227L226 171L223 173V174H225ZM240 173V172H239ZM167 174H169V173H167L166 171H161V172H159L157 175L159 176V177H163V176H166ZM174 174V173H173ZM240 174H242V173H240ZM125 175V174H124ZM175 175V174H174ZM182 175V174H181ZM199 175H200V173H199ZM204 175V174H203ZM227 175V174H226ZM156 176V175H155ZM186 176V175H185ZM189 176V175H188ZM236 176V175H235ZM238 176H240V175H238ZM261 176V175H260ZM21 177V176H20ZM137 177L138 178H140V174H138L137 175ZM147 177V176H146ZM167 177V176H166ZM224 177V176H223ZM229 177V176H228ZM264 177V176H263ZM8 178V177H7ZM225 178H227V177H225ZM232 178V177H231ZM14 179H17L16 181H18V179H19V174H17V176H16V178H14ZM21 181L18 183V184H12V185H15V186H13L11 189L13 190V193L11 194V198L14 200V204H13V210H16V208H17V205H15L16 203H19L20 205H22V204H24L25 206L30 202L29 201V198H30V196L32 195V194H30L29 192H25L26 190H29V189H27L28 188V184L29 183H26V180L23 178V177H21ZM9 180V179H8ZM138 180V179H137ZM143 180H145V179H143ZM182 180V179H181ZM242 179H240V180H236V182L238 181H241ZM262 180V179H261ZM263 181H264V179H263ZM128 182V181H127ZM232 182V181H231ZM233 182H234V180H233ZM258 182H259V184H260V180H258ZM12 183V182H11ZM108 183V182H107ZM138 184V183H137ZM230 184V183H229ZM263 184V183H262ZM50 185V184H49ZM261 185V184H260ZM24 186H26V188H25V190L23 189V187ZM33 186V185H32ZM189 186V185H188ZM136 187H138V186H136ZM219 187V186H218ZM229 187V186H228ZM231 187V186H230ZM30 188V187H29ZM33 188V187H32ZM51 188V187H50ZM213 188V187H212ZM232 188V187H231ZM55 189V188H54ZM149 189H154V188H149ZM6 190V189H5ZM16 190V191H15ZM32 190H34V189H32ZM137 190V189H136ZM218 190V189H217ZM29 191H31V190H29ZM134 191L135 190H130V191H128L127 192V194H128V197H130V196H132V197H135V193H134ZM258 192H260V191H258ZM28 193L30 194V195H28ZM32 193V192H31ZM156 193V192H155ZM217 193V192H216ZM7 194H8V192H7ZM218 194V193H217ZM113 195V194H112ZM103 197V196H102ZM150 197V196H149ZM156 197V196H155ZM5 199L7 200V198L5 197ZM11 199V201L13 202V200ZM227 199H228V197H227ZM16 200H18L17 202H16ZM148 200V199H147ZM146 200V201H147ZM150 200H151V198H150ZM153 200V199H152ZM264 200V199H263ZM10 201V200H9ZM143 201H144V199H143ZM158 201V200H157ZM60 202V201H59ZM156 202V201H155ZM154 202V203H155ZM180 202V201H179ZM258 202V201H257ZM260 202V201H259ZM258 202V203H259ZM149 203H151V202H149ZM182 203V202H181ZM259 204H261V203H259ZM264 204V203H263ZM5 205V204H4ZM151 205V204H150ZM6 206V205H5ZM127 206V205H126ZM253 206V205H252ZM5 208V207H4ZM254 208V207H253ZM156 209V208H155ZM261 209V208H260ZM262 209H263V207H262ZM261 209V210H262ZM59 210V209H58ZM152 211H153V213H158V211L157 210H153L152 209ZM258 211H260V210H258ZM26 212V211H25ZM4 213H5V211H4ZM263 214H264V211L263 212H260V213H257V212H255V213H253V214H250V215H247L246 216V221H247V224H246V226L247 227H249L250 226V228H252V227H256L257 228V223H256V221H258V220H261V219H263L264 218V216H263ZM250 216H253V218H252V220H250ZM68 217V216H67ZM121 218H123L124 219V217H129V215L128 214H126V216H120ZM167 215H165V216H162V217H160L158 220H157V224L155 223L153 226L156 228V233H154L155 235H151V234H148L150 237H149V245H150V253H149V256H150V259H148L147 258V260H145V262H142L141 264H170V262H173V261H175V264H195V262H197V261H199V262H202V263H199V264H222V263H224V264H244L243 262L244 261H246L247 260V257L249 256L248 255V253L250 252L249 251V242H247L244 246H233V247H230V244H228V245H223V246H219V250H218V244H216V243H213V246L214 247H212V248H210V249H200V248H198V247H196V245H194V246H189V247H186V246H183V245H180V242H179V239L180 238H178V233L177 232H173V231H170L169 230V225H166V226H160L159 225V223L160 224H168V222L169 221H171L170 219L169 220H166L167 219ZM62 217H60L59 219H61ZM64 218V217H63ZM154 218V217H153ZM162 218V219H161ZM161 219V220H160ZM67 220H68V222L69 223H71V224H69V225H73V226H75L76 224H79V223H81L80 222V220L76 217V215H74V213L72 214V216H71V214H70V217H68L67 218ZM84 220V219H83ZM127 221V220H126ZM6 222V221H5ZM178 222V221H177ZM131 223V222H130ZM33 224H32V222L30 223V225H29V228L27 227V234H28V236L27 237H29V235H32L33 236V234H31L30 232H32L33 230H31L32 229V226ZM188 227H191V228H193L194 226H192V225H188ZM26 229V228H25ZM24 229V230H25ZM128 229V228H127ZM178 229V228H177ZM176 229V230H177ZM254 229V231H255V228H253ZM66 233L67 234H69L68 232H70L69 230H73L71 227H67L66 229ZM180 230V229H179ZM13 231V230H12ZM16 231V230H15ZM146 231V230H145ZM164 231V233H163V235H161V232H163ZM254 231H252V234H254L255 232ZM152 232V231H151ZM6 233V232H5ZM219 233L220 234H227V232L225 231V230H222V229H220V231H219ZM218 233V234H219ZM18 234V233H17ZM37 235V234H36ZM146 235V234H145ZM25 236V235H24ZM197 236L198 235H195V234H192V236L189 238V239H191V241H196V238H197ZM200 236V235H199ZM14 236H11V241H13V238ZM21 237H23V236H21ZM36 237V236H35ZM68 237H74V235H71V236H68ZM152 238H155V240L154 239H152ZM239 238V237H238ZM262 238V237H261ZM31 239V238H30ZM140 239V238H139ZM202 239L203 240H205L206 238H204V237H202ZM36 240H37V238H36ZM45 240V239H44ZM230 240V239H229ZM249 240V239H248ZM10 241V240H9ZM14 242V241H13ZM46 242V241H45ZM84 242V241H83ZM12 243V242H11ZM27 243V242H26ZM42 243H44V241H42ZM113 244L114 243H116V242H112ZM136 243V242H135ZM196 243H197V241H196ZM198 243H201V246H204L205 244H208L209 246H210V244L209 243H204V242H198ZM226 243V242H225ZM15 244V243H14ZM30 244H31V242H30ZM34 244V243H33ZM53 244V243H52ZM69 244V243H68ZM26 245V244H25ZM54 245V244H53ZM108 245V244H107ZM115 245V244H114ZM126 245H127V243H126ZM264 245V244H263ZM13 246V245H12ZM17 246V245H16ZM60 246V245H59ZM78 246H81V250L82 251H79V250H77L75 247H76V245L75 244H73L72 245V247L75 249H72V248H70V249H67V251L68 250H70V252H73L70 256H69V259H71V264H77L76 263V261H75V258L78 256V255H80V252H82V253H84V251H85V247H84V245H78ZM105 243H104V245L103 244H101L100 243V245H99V247L97 248V247H92V248H90V249H87L88 251H86V252H90L91 254H92V252H97V250H100L101 252L100 253H98V254H96V256L93 258V261L95 262V263H98V264H110V261H113V260H116L115 259V255L116 254H118V253H116L115 254V251H117V250H120V248L118 247V249H116L115 247H113L112 249L113 250H106L105 249ZM28 247V246H27ZM49 247H50V245H49ZM107 247V246H106ZM145 247V246H144ZM185 249V252L187 253L186 254V256L184 257V259H183V254H184V252H182V251H184L183 250V248ZM205 247V246H204ZM243 247V248H242ZM15 248V247H14ZM25 248V247H24ZM87 248V247H86ZM50 249V248H49ZM110 249V248H109ZM11 250H13V249H11ZM44 250V249H43ZM52 250V249H51ZM55 250H57V249H55ZM62 250V249H61ZM47 251H49V250H47ZM92 251V252H91ZM135 251H137V253L138 254H140V252H139V248H137V249H135ZM222 251H227L229 254L228 255H226V254H224V253H222ZM11 252V251H10ZM14 252V251H13ZM57 252V251H56ZM106 252V253H105ZM108 252V253H107ZM18 253V252H17ZM42 253V252H41ZM207 253V256L205 257V259L203 260V257H204V255ZM10 254V253H9ZM20 254V253H19ZM182 254V255H181ZM191 254H194L192 257L190 256ZM5 256H6V254H4ZM12 255V254H11ZM14 255V254H13ZM68 255V254H67ZM81 255H83V254H81ZM216 255H218L217 257H216ZM15 256V255H14ZM63 256V255H62ZM140 256V255H139ZM241 256H243V257H241ZM10 257V256H9ZM8 257V258H9ZM40 257V256H39ZM53 257V256H52ZM61 257V256H60ZM123 257V256H122ZM235 257H238L237 259H235ZM5 258V257H4ZM7 258V259H8ZM22 258V257H21ZM80 258V257H79ZM78 258V259H79ZM130 258V257H129ZM240 258H242L243 260H239ZM50 259V258H49ZM66 259H68V258H66ZM125 259V258H124ZM137 257L136 256H133L131 259H130V261L131 262H133L134 261V264H140L138 261H137ZM51 260V259H50ZM63 260V259H62ZM18 261V260H17ZM34 261V260H33ZM47 261V260H46ZM80 261V260H79ZM78 261V262H79ZM250 261V260H249ZM248 261V262H249ZM60 262V261H59ZM62 262V261H61ZM65 262V261H64ZM69 262V261H68ZM67 262V263H68ZM219 262H221V263H219ZM44 263V262H43ZM46 264V263H45ZM61 264V263H60ZM88 264V263H87ZM111 264H112V262H111ZM120 264V263H119ZM125 264V263H124Z\"/></svg>", "mask_w": 264, "mask_h": 264}, {"label": "snow or ice", "instance_id": "3", "mask_svg": "<svg viewBox=\"0 0 264 264\" xmlns=\"http://www.w3.org/2000/svg\"><path fill=\"white\" fill-rule=\"evenodd\" d=\"M11 95V93H10ZM28 103V100L25 97L21 98V100H16L14 101V104H13V112H12V116L13 117H17V127L18 128H23L25 126V124H22L19 117H22L24 112L27 111V109L24 108V105H26ZM205 109L202 108L201 111L203 112ZM0 120H2V117H0ZM201 122H203V116H201ZM26 123V122H25ZM217 124L220 123V121H217L216 122ZM21 139H23V133L21 134ZM60 138H58V141H59ZM26 156H29L30 153H25ZM200 153L199 151L197 152V156H199ZM79 162H83V161H79ZM113 166H118V165H113ZM5 169H3L2 166H0V229H2L3 227V224H4V211H3V197H4V193H5V187H4V183H3V173H4ZM30 175V173H29ZM69 179H74V177L72 178H69ZM242 191V189H237V192H240ZM241 199H243V197H240ZM116 205H113V207H115ZM32 228H35V225H32L31 226ZM24 239H27V234H25V236L17 239V244L19 245V247L23 248L24 247ZM3 243L4 241L2 239H0V249L3 248ZM84 242L83 241H79L77 242L78 245H82ZM259 244V242H258ZM126 247V242H125V245ZM119 246H115L116 249H118ZM110 251L113 250L112 248L109 249ZM146 250V249H145ZM112 264H117V261L116 260H113ZM125 264H134V261L133 262H128V261H125Z\"/></svg>", "mask_w": 264, "mask_h": 264}]
</instances>
